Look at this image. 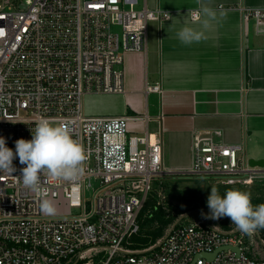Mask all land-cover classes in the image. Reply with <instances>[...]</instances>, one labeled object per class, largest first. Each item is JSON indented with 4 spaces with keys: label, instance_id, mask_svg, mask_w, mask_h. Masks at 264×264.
<instances>
[{
    "label": "built area",
    "instance_id": "2783aa9c",
    "mask_svg": "<svg viewBox=\"0 0 264 264\" xmlns=\"http://www.w3.org/2000/svg\"><path fill=\"white\" fill-rule=\"evenodd\" d=\"M171 18L140 0H0V137L15 151L16 141L32 139L36 123L47 118L65 127L85 156L79 179L44 173L39 192L23 186L26 165L18 157L15 172L0 173V264H264V256L244 247L246 234L203 221L180 220L154 247L133 248L153 181L175 174L164 166L157 135L128 136L129 122L143 118L89 116L85 99L123 94L126 54L144 52L150 24ZM243 22L264 35V9H244ZM223 136L197 133L193 165L179 175L229 187L264 178L263 168L241 158L243 146L219 141ZM44 199L66 201L79 213L45 215ZM225 247L212 260L203 256Z\"/></svg>",
    "mask_w": 264,
    "mask_h": 264
},
{
    "label": "crops",
    "instance_id": "0c3cea01",
    "mask_svg": "<svg viewBox=\"0 0 264 264\" xmlns=\"http://www.w3.org/2000/svg\"><path fill=\"white\" fill-rule=\"evenodd\" d=\"M140 4L171 12L172 18L150 24L144 52L126 54L125 92L86 97L85 113L143 118L129 122L128 136L157 135L164 166L175 175L193 165L194 136L210 130L223 131L219 141L242 145L245 162L264 160V35L243 22V10L264 9V0ZM201 6L216 12L207 29L191 24L190 12ZM185 22L204 32L199 42L178 39ZM156 85L160 92L148 90Z\"/></svg>",
    "mask_w": 264,
    "mask_h": 264
},
{
    "label": "clouds",
    "instance_id": "9594fccd",
    "mask_svg": "<svg viewBox=\"0 0 264 264\" xmlns=\"http://www.w3.org/2000/svg\"><path fill=\"white\" fill-rule=\"evenodd\" d=\"M193 25L202 29L210 26V21L216 19V12L201 6L190 12ZM204 32L185 22L178 31L177 37L183 44L199 42ZM26 167L20 178L23 186L34 192L41 190V176H49L67 181H75L83 174L84 150L69 131L53 124L47 118H41L32 129V139H19L15 143V151L7 147L6 139L0 137V173L16 171L13 161L16 158ZM210 209L209 218L220 219L230 217L236 228L244 234H251L264 228V204L253 205L251 193L239 189L227 190L221 195L217 188H211L207 200ZM41 211L49 216L55 215L57 209L52 201L44 199L40 203Z\"/></svg>",
    "mask_w": 264,
    "mask_h": 264
},
{
    "label": "rangeland",
    "instance_id": "374dc122",
    "mask_svg": "<svg viewBox=\"0 0 264 264\" xmlns=\"http://www.w3.org/2000/svg\"><path fill=\"white\" fill-rule=\"evenodd\" d=\"M94 187H96L95 183H93ZM212 187L217 188L221 195H224L230 189L247 191L251 193L253 205L264 204V179L256 180L251 186L229 187L223 186L219 183V179L212 177L172 175L166 178H156L153 181V191L150 193L148 202L140 216L145 230L144 237L150 243L154 238L162 240V222L165 220L174 221L167 228V233L182 217H184L182 224L203 221L207 225L213 223L215 228L222 231H227V227L230 226L235 229L236 226L230 217H222L218 220L209 218L210 209L207 206V200ZM93 188L85 190L84 198L86 200L92 198ZM48 200L52 201L57 209L56 214L52 216H70L79 213L77 209L70 208L66 201ZM157 208L159 209L158 217L154 216L152 219L151 216L155 214L154 210H157ZM262 237L259 231L246 234L244 247L250 253L256 252L264 256V252L262 253L264 251ZM87 253H94V250Z\"/></svg>",
    "mask_w": 264,
    "mask_h": 264
},
{
    "label": "trees",
    "instance_id": "16d2710c",
    "mask_svg": "<svg viewBox=\"0 0 264 264\" xmlns=\"http://www.w3.org/2000/svg\"><path fill=\"white\" fill-rule=\"evenodd\" d=\"M154 212H155V214H153V215L150 214V215H152L151 216L152 219L154 218V216L158 217L159 209L157 208V210H154ZM139 221H140V225H141V231H140V234L138 236H135L133 238V240H132V242H133V248L135 250H148V249L154 247L155 245H157L161 239L159 240L158 238H154L152 240V242L150 243L149 240H147L144 237L145 230H144V226L141 223V218L139 219ZM182 221H183V219L179 222V224H181ZM173 222H174L173 220H165V221L162 222L161 227H162V236L163 237L166 235L167 228L170 227ZM231 228H232L231 226L230 227H227L228 230H230ZM256 231H259L262 234V236H263L262 237V240L264 242V228L257 229ZM263 252L264 251H262V253ZM249 254H250V256H254V257H258V258L261 257L256 252H254V253H250L249 252Z\"/></svg>",
    "mask_w": 264,
    "mask_h": 264
},
{
    "label": "water",
    "instance_id": "95a60500",
    "mask_svg": "<svg viewBox=\"0 0 264 264\" xmlns=\"http://www.w3.org/2000/svg\"><path fill=\"white\" fill-rule=\"evenodd\" d=\"M249 165L251 167H254V168H264V160H254V159H251L249 161ZM184 217H182L180 220H182ZM179 220V221H180ZM178 221V222H179ZM228 248H222V250H217L216 252L212 253V254H203V256L209 260H212L214 259V257L217 256V254L220 252V251H226ZM233 250H235V252L239 253L240 252V249L239 248H233Z\"/></svg>",
    "mask_w": 264,
    "mask_h": 264
}]
</instances>
